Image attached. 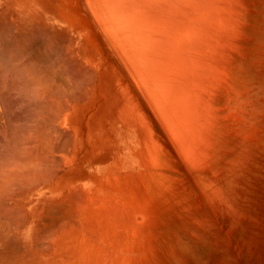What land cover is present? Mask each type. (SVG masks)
<instances>
[{
    "label": "bare ground",
    "instance_id": "obj_1",
    "mask_svg": "<svg viewBox=\"0 0 264 264\" xmlns=\"http://www.w3.org/2000/svg\"><path fill=\"white\" fill-rule=\"evenodd\" d=\"M262 20L264 0H0V264H171L166 218L206 243Z\"/></svg>",
    "mask_w": 264,
    "mask_h": 264
},
{
    "label": "rangeland",
    "instance_id": "obj_2",
    "mask_svg": "<svg viewBox=\"0 0 264 264\" xmlns=\"http://www.w3.org/2000/svg\"><path fill=\"white\" fill-rule=\"evenodd\" d=\"M261 24L264 25V20ZM259 58L255 71L244 75L250 88L253 86L254 89L248 106L244 107L238 120L231 119L234 125L246 131L227 139V154L221 155L222 168L217 167L224 186L220 188L219 183L214 181V186L219 188L215 194L224 198L223 201L214 199L210 210L221 211L218 221L211 215L207 218L202 211L201 215L205 218L194 212L196 218L205 219L211 225L207 242L191 248L189 244H183V239L192 235L174 229L167 218L164 220L166 228L155 231V235H163L167 253L186 249V252H180L183 258L171 264H264V56ZM240 79L243 80L242 76ZM216 145L219 148V143ZM134 214V211L130 212V217L136 221ZM171 217L174 219L173 213ZM158 222L159 219L156 225ZM193 231L194 227L188 233ZM185 253L188 255L185 256ZM164 264H168L167 260Z\"/></svg>",
    "mask_w": 264,
    "mask_h": 264
}]
</instances>
